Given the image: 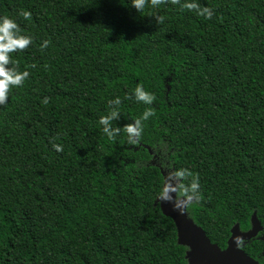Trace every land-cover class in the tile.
Wrapping results in <instances>:
<instances>
[{"label":"trees","instance_id":"obj_1","mask_svg":"<svg viewBox=\"0 0 264 264\" xmlns=\"http://www.w3.org/2000/svg\"><path fill=\"white\" fill-rule=\"evenodd\" d=\"M0 17L31 37L5 66L27 76L0 104V264H187L158 199L193 176L212 243L264 224V0H0Z\"/></svg>","mask_w":264,"mask_h":264},{"label":"clouds","instance_id":"obj_2","mask_svg":"<svg viewBox=\"0 0 264 264\" xmlns=\"http://www.w3.org/2000/svg\"><path fill=\"white\" fill-rule=\"evenodd\" d=\"M146 0H132V6L137 10H142L145 5ZM158 0H152V4L156 5ZM182 7L187 8L189 10L196 9L197 15H204L205 18H209L211 12L208 8H199V6L195 2H186L182 5ZM21 15L27 19L30 15L27 11H22ZM162 19V18H159ZM29 43H31V37L23 36L19 34V29L16 23L9 19L8 17H0V104H4L7 100L8 90L11 86H19L22 81L26 78L27 72L15 74L12 71L6 69V65L9 63V53L17 50L25 48ZM46 43V42H45ZM135 99L137 101H141L146 105H150L155 97L143 90L140 84H137L133 93ZM44 102H47V98H45ZM150 115H152V109H146L142 114L140 119H147ZM116 116V112H111L109 116H101L99 119V123L101 125H107L109 119ZM140 119L136 120L132 126L127 127V132L130 136H138L140 134ZM104 132H108L107 127H105ZM111 133H108V137L111 138ZM53 148L56 151H60L61 148L59 145H53ZM178 177H183L185 175H191L187 173L186 170H181L175 174ZM186 201H198L200 199L199 193V180L198 177L193 176L189 186L185 188ZM162 202H173V197L169 193L168 189H165L160 197ZM174 209H179L182 204L173 203Z\"/></svg>","mask_w":264,"mask_h":264},{"label":"water","instance_id":"obj_3","mask_svg":"<svg viewBox=\"0 0 264 264\" xmlns=\"http://www.w3.org/2000/svg\"><path fill=\"white\" fill-rule=\"evenodd\" d=\"M165 189H168L173 197V202H162L160 198L158 202L163 215L172 219L176 226L179 245L188 248L186 255L188 264H256L237 249L232 242L233 239L229 241V247L225 251L212 244L205 231L188 217L187 206L190 202H187L186 198H177L175 185L165 184ZM173 203L182 206L177 210L174 209ZM254 230L255 232L252 231L244 237L250 238L255 235L257 232L255 226Z\"/></svg>","mask_w":264,"mask_h":264},{"label":"flooded vegetation","instance_id":"obj_4","mask_svg":"<svg viewBox=\"0 0 264 264\" xmlns=\"http://www.w3.org/2000/svg\"><path fill=\"white\" fill-rule=\"evenodd\" d=\"M254 226L257 229L256 234L250 238L244 237V235L249 234L252 231L255 232ZM230 240H232L233 244L236 245L240 252L246 255L254 263L264 264V224L259 219L257 211H255L250 217L248 226H243L240 223H236L232 226L230 229V235L226 240L224 247H220L218 244L212 243L211 240L210 241L212 244L217 245L220 250L225 251L229 247ZM186 261L188 264L187 258Z\"/></svg>","mask_w":264,"mask_h":264}]
</instances>
